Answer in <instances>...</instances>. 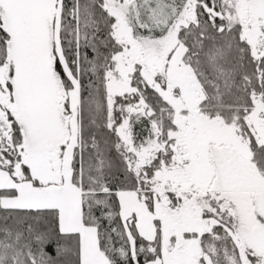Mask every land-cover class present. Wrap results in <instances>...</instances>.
Returning a JSON list of instances; mask_svg holds the SVG:
<instances>
[{"label": "snow or ice", "instance_id": "obj_1", "mask_svg": "<svg viewBox=\"0 0 264 264\" xmlns=\"http://www.w3.org/2000/svg\"><path fill=\"white\" fill-rule=\"evenodd\" d=\"M0 264H264V0H0Z\"/></svg>", "mask_w": 264, "mask_h": 264}]
</instances>
